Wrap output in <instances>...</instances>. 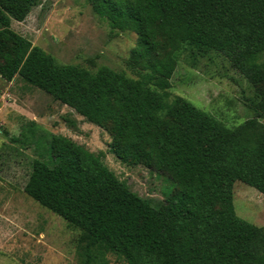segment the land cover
Instances as JSON below:
<instances>
[{"label": "trees", "instance_id": "1", "mask_svg": "<svg viewBox=\"0 0 264 264\" xmlns=\"http://www.w3.org/2000/svg\"><path fill=\"white\" fill-rule=\"evenodd\" d=\"M83 1L112 30L136 35L128 65L140 78L58 64L14 32L11 22L42 0H0V78L18 77L70 108L109 135L120 162L160 172L173 188L160 202L142 198L84 146L27 129L23 139L37 148L28 189L80 228L77 264L107 254L126 264H264V228L232 204L237 181L264 196V0ZM183 48L222 56L246 80L250 118L229 128L170 96Z\"/></svg>", "mask_w": 264, "mask_h": 264}, {"label": "rangeland", "instance_id": "2", "mask_svg": "<svg viewBox=\"0 0 264 264\" xmlns=\"http://www.w3.org/2000/svg\"><path fill=\"white\" fill-rule=\"evenodd\" d=\"M11 29L58 64L89 71L105 66L133 79L144 73L128 65L136 35L112 30L83 0H42L23 22L12 21ZM168 91L229 128L252 116L246 105L252 87L214 52L181 49ZM27 129L34 130L38 138L52 133L84 146L142 198L160 202L172 192L167 176L114 157L110 137L99 127L18 77L10 82L0 78V264H77L80 228L40 205L28 189L37 148L23 139ZM232 204L239 218L264 228L263 195L237 181ZM100 261L95 264H126L111 254L104 263Z\"/></svg>", "mask_w": 264, "mask_h": 264}]
</instances>
